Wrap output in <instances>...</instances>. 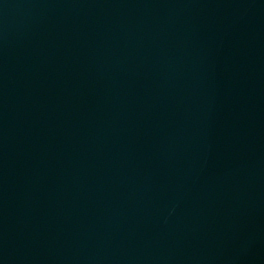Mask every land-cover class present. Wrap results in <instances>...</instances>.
<instances>
[{"label": "water", "instance_id": "95a60500", "mask_svg": "<svg viewBox=\"0 0 264 264\" xmlns=\"http://www.w3.org/2000/svg\"><path fill=\"white\" fill-rule=\"evenodd\" d=\"M0 264H264V0H0Z\"/></svg>", "mask_w": 264, "mask_h": 264}]
</instances>
